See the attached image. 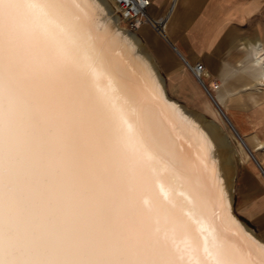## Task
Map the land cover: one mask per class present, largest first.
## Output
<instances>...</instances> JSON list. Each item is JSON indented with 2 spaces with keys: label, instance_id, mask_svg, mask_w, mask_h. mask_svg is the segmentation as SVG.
Segmentation results:
<instances>
[{
  "label": "snow or ice",
  "instance_id": "snow-or-ice-1",
  "mask_svg": "<svg viewBox=\"0 0 264 264\" xmlns=\"http://www.w3.org/2000/svg\"><path fill=\"white\" fill-rule=\"evenodd\" d=\"M120 39L142 76L75 0H0V264H264V241L212 163L211 133L195 141L193 167L159 131L158 66Z\"/></svg>",
  "mask_w": 264,
  "mask_h": 264
},
{
  "label": "crops",
  "instance_id": "crops-1",
  "mask_svg": "<svg viewBox=\"0 0 264 264\" xmlns=\"http://www.w3.org/2000/svg\"><path fill=\"white\" fill-rule=\"evenodd\" d=\"M148 11L163 27L143 23L135 33L168 96L209 119L221 121V108L230 127L223 126L241 140L235 210L264 239V91L254 88L264 84V0H151ZM198 62L202 81L189 66Z\"/></svg>",
  "mask_w": 264,
  "mask_h": 264
},
{
  "label": "bare ground",
  "instance_id": "bare-ground-1",
  "mask_svg": "<svg viewBox=\"0 0 264 264\" xmlns=\"http://www.w3.org/2000/svg\"><path fill=\"white\" fill-rule=\"evenodd\" d=\"M75 6L77 7L78 11L82 12L89 19L92 30L95 33L102 37H107L109 54L118 63H120L121 67L129 71L133 78L142 76L144 74V67L140 65L137 60L133 59L132 51L125 50L127 51V56H125V51H122L123 45L120 36L124 35L125 40L129 42L135 41L140 51L147 55H149V53L147 52L138 34L135 33V29L122 23V18L114 8L113 2L110 0H75ZM133 64L136 65L135 68L132 67ZM261 75L264 78V71L261 73ZM203 77L199 80L202 81ZM156 79L160 81V83L157 85V88L159 89V96L154 97L152 106L153 111L159 121V131L169 140L174 141L178 147H180L182 154L188 159L189 163L193 167L196 166L195 141L197 139H208L205 131L203 130L211 133V139L214 141V144H209V151L210 155L214 154V156L217 158L213 160L212 163L214 166L222 169L224 177L234 188L236 164L235 157L238 155L236 151L237 148L232 142L229 134L222 126V122L218 119H209L207 116H205L206 114L204 115L200 111L192 110L190 107L188 108L185 104L180 103L173 97H169L164 86L163 78L159 71ZM167 109L174 110V115L183 132L178 130L168 118ZM221 113L226 119L224 113L222 111ZM189 137L191 138V142H189ZM165 191H167L166 185ZM186 191L187 190L182 186L178 188V192L186 193ZM180 199H182V197L177 196V202H179ZM236 215L240 218L237 213ZM243 223L247 224L245 221H243ZM216 227L217 230L223 233L225 236L232 235L227 222L219 220L217 221ZM248 228L254 232L261 241H264V239L254 231L253 227L251 228L248 225ZM189 235L194 241L200 240V236L198 234V225L196 223H190ZM233 238L236 239L235 237Z\"/></svg>",
  "mask_w": 264,
  "mask_h": 264
},
{
  "label": "built area",
  "instance_id": "built-area-1",
  "mask_svg": "<svg viewBox=\"0 0 264 264\" xmlns=\"http://www.w3.org/2000/svg\"><path fill=\"white\" fill-rule=\"evenodd\" d=\"M112 2L114 8L119 13L122 20L126 21L131 28L138 29L143 23H151L156 27L159 26V24L154 21V19L149 14V7L146 9L147 16L135 9V4L143 3V0H113ZM149 4H151V0H149ZM189 66L191 67L198 79H201L203 76L206 75V70L204 68L203 63L198 62L194 65Z\"/></svg>",
  "mask_w": 264,
  "mask_h": 264
},
{
  "label": "rangeland",
  "instance_id": "rangeland-1",
  "mask_svg": "<svg viewBox=\"0 0 264 264\" xmlns=\"http://www.w3.org/2000/svg\"><path fill=\"white\" fill-rule=\"evenodd\" d=\"M111 2H112V0H110ZM122 21V23L124 24V25H126L124 22H123V20H121ZM126 26H128V25H126ZM261 85H263V86H261ZM254 88H257V89H259V90H261V91H264V84L263 83H261V80L260 79H258V83L255 85V87ZM187 106V105H186ZM188 107V106H187ZM189 108V107H188ZM190 109H192V108H190ZM192 110H196V109H192ZM216 110L218 111V113L220 114V117H221V121L223 122V123H225L226 125H227V127H230L229 126V124H228V121L225 119V117L223 116V114L221 113V111H220V109L219 108H216ZM196 111H198V110H196ZM222 126H223V124H222ZM224 127V126H223ZM224 129H225V127H224ZM225 131L229 134V133H231L229 136H230V138H231V140H232V142L234 143V145H236L235 147L237 148V157H235L236 158V160H235V162H236V164H235V177H236V172H237V164H238V162H239V160H241V158H242V153H245V150H244V146H243V144H242V142H241V140L234 134V132H232V130H227V129H225ZM237 159H239V160H237ZM234 185H235V179H234ZM235 187V186H234ZM236 211V210H235ZM237 213V212H236ZM238 214V213H237ZM241 218V217H240Z\"/></svg>",
  "mask_w": 264,
  "mask_h": 264
},
{
  "label": "water",
  "instance_id": "water-1",
  "mask_svg": "<svg viewBox=\"0 0 264 264\" xmlns=\"http://www.w3.org/2000/svg\"><path fill=\"white\" fill-rule=\"evenodd\" d=\"M221 109V108H220ZM221 111L223 112V110L221 109ZM224 113V112H223Z\"/></svg>",
  "mask_w": 264,
  "mask_h": 264
}]
</instances>
